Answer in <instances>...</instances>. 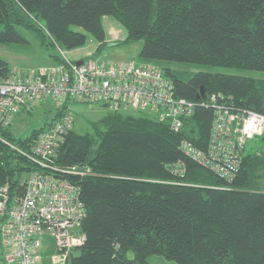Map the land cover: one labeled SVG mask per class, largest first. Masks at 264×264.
<instances>
[{"label": "trees", "instance_id": "obj_1", "mask_svg": "<svg viewBox=\"0 0 264 264\" xmlns=\"http://www.w3.org/2000/svg\"><path fill=\"white\" fill-rule=\"evenodd\" d=\"M103 14L125 27L124 40L141 39L140 61L159 65L175 94L194 101L193 110L175 131L147 113L105 108L90 130L72 126L48 166L10 144L27 150L59 109L24 136L11 124L0 127L6 141L0 139V182L20 192L21 178L39 170L78 185L85 239L65 264H151L150 253L181 264H264V134L245 141L230 179L179 147L183 137L206 147L211 93L264 113V76L243 72H264V0H0V42L25 40L18 29L24 27L45 46H79L86 30L102 43ZM12 67L0 57V76ZM175 160L184 165L182 175L168 168ZM72 166L89 172H69Z\"/></svg>", "mask_w": 264, "mask_h": 264}, {"label": "built area", "instance_id": "obj_2", "mask_svg": "<svg viewBox=\"0 0 264 264\" xmlns=\"http://www.w3.org/2000/svg\"><path fill=\"white\" fill-rule=\"evenodd\" d=\"M57 48L61 61L27 71L12 67L10 73L0 76V127L10 125L18 111L36 99L51 98L60 110L37 133L27 150L10 144L40 165H49L72 128L75 102L147 113L165 120L175 131L181 129L183 116L193 110L194 101L176 95L172 80L153 62L99 61L91 53L71 59L61 47ZM220 98L221 95L211 93L205 100L213 108L206 147L200 148L185 137L179 147L230 179L240 166L245 141L264 134V113L234 108ZM0 139L5 141L1 136ZM168 168L177 175L184 173L180 160L169 162ZM68 171L89 172L88 168L75 166ZM21 182L20 192L11 190L8 181L0 182V264H38L46 236L58 252L53 255V262L65 264L67 254L80 248L85 239L80 227L85 203L78 185L66 176L39 170L29 171Z\"/></svg>", "mask_w": 264, "mask_h": 264}, {"label": "rangeland", "instance_id": "obj_3", "mask_svg": "<svg viewBox=\"0 0 264 264\" xmlns=\"http://www.w3.org/2000/svg\"><path fill=\"white\" fill-rule=\"evenodd\" d=\"M101 23L104 28V42L99 40L88 30L85 31V39L82 44L73 48H62L71 59H79L93 53L99 61H140L139 50L141 39L124 40L126 35L125 27L111 14H103ZM74 28L82 29L80 26L73 25ZM25 40L17 42H0V57L7 61V64L16 66L19 69H26L37 66H48L55 62L53 54H58L57 47L45 46L40 44L39 39L32 29L19 27ZM216 70H232L227 67L214 66ZM244 73L264 76V72L256 70H244ZM55 104L51 98L36 99L32 102L30 110H20L10 128L16 136H24L32 128L44 124L45 120L55 112ZM74 113L73 128L78 131L90 130V120L98 118L105 108L98 103L72 104ZM130 111V110H126ZM50 237L46 236L41 252V262L38 264H55L52 260L54 251ZM61 255V254H58ZM147 260L151 264H181L173 259H168L158 253H150ZM58 264V263H56Z\"/></svg>", "mask_w": 264, "mask_h": 264}, {"label": "water", "instance_id": "obj_4", "mask_svg": "<svg viewBox=\"0 0 264 264\" xmlns=\"http://www.w3.org/2000/svg\"><path fill=\"white\" fill-rule=\"evenodd\" d=\"M80 61H81V60H77V62H80ZM199 92L202 93V92H203V89L201 88ZM80 251H81L80 248H75V249H73V250L71 251V254L74 255V256H76V255L80 254Z\"/></svg>", "mask_w": 264, "mask_h": 264}]
</instances>
